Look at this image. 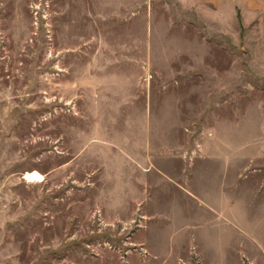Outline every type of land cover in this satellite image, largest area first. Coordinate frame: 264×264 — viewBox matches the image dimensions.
<instances>
[{
  "label": "rangeland",
  "instance_id": "obj_1",
  "mask_svg": "<svg viewBox=\"0 0 264 264\" xmlns=\"http://www.w3.org/2000/svg\"><path fill=\"white\" fill-rule=\"evenodd\" d=\"M0 264H264L263 20L0 0Z\"/></svg>",
  "mask_w": 264,
  "mask_h": 264
},
{
  "label": "crops",
  "instance_id": "obj_2",
  "mask_svg": "<svg viewBox=\"0 0 264 264\" xmlns=\"http://www.w3.org/2000/svg\"><path fill=\"white\" fill-rule=\"evenodd\" d=\"M200 4H213V10L224 4L236 5L249 19H262L264 30V0H194Z\"/></svg>",
  "mask_w": 264,
  "mask_h": 264
},
{
  "label": "bare ground",
  "instance_id": "obj_3",
  "mask_svg": "<svg viewBox=\"0 0 264 264\" xmlns=\"http://www.w3.org/2000/svg\"><path fill=\"white\" fill-rule=\"evenodd\" d=\"M25 180L30 183H34V182H42L44 178L40 173L35 171V172L26 173Z\"/></svg>",
  "mask_w": 264,
  "mask_h": 264
}]
</instances>
